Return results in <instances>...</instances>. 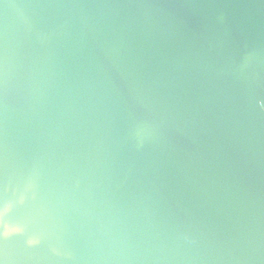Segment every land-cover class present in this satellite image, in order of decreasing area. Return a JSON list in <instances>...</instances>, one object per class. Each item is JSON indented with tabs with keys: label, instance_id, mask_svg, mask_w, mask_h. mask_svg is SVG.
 <instances>
[{
	"label": "water",
	"instance_id": "95a60500",
	"mask_svg": "<svg viewBox=\"0 0 264 264\" xmlns=\"http://www.w3.org/2000/svg\"><path fill=\"white\" fill-rule=\"evenodd\" d=\"M0 264H264V0H0Z\"/></svg>",
	"mask_w": 264,
	"mask_h": 264
}]
</instances>
